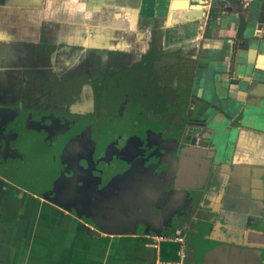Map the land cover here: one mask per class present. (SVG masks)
Returning <instances> with one entry per match:
<instances>
[{"label": "crops", "instance_id": "obj_1", "mask_svg": "<svg viewBox=\"0 0 264 264\" xmlns=\"http://www.w3.org/2000/svg\"><path fill=\"white\" fill-rule=\"evenodd\" d=\"M175 3L0 0V70L22 46L43 48L52 64L76 63L80 50L100 55L122 64L132 112L138 102L130 92L142 80L133 64L147 54L169 64L168 77L161 74L173 80V127L198 122L217 134L207 146L198 145L203 125L189 129L195 143L165 134L146 139L145 155L123 161L105 215L95 213L105 228L2 181L0 264H177L182 253V264L264 263L256 214L264 203V23L255 35V11ZM197 8L200 16L189 15ZM65 48L78 50L64 55ZM146 116L144 127L160 131ZM149 156L153 166L145 164Z\"/></svg>", "mask_w": 264, "mask_h": 264}, {"label": "flooded vegetation", "instance_id": "obj_2", "mask_svg": "<svg viewBox=\"0 0 264 264\" xmlns=\"http://www.w3.org/2000/svg\"><path fill=\"white\" fill-rule=\"evenodd\" d=\"M43 50L22 46L1 64L5 69L0 70V176L105 228L101 216L94 220L95 213L105 215L104 199L123 174V161L145 155L144 147L150 146L146 139L164 134L192 139L196 134L189 132L190 127L202 126L183 121L173 127L174 115L168 110L173 80L162 77L164 73L168 77L169 64L158 65L147 54L133 64L142 80L132 86L130 95L145 112H135V105L131 112L125 107L122 64L82 50L76 63L66 58L52 64ZM74 50L78 49L61 52L71 55ZM142 114L159 121L160 131L149 124L145 128ZM140 141L146 144L138 148ZM152 159L149 156L145 164L153 166ZM7 164L10 173L4 171Z\"/></svg>", "mask_w": 264, "mask_h": 264}, {"label": "water", "instance_id": "obj_3", "mask_svg": "<svg viewBox=\"0 0 264 264\" xmlns=\"http://www.w3.org/2000/svg\"><path fill=\"white\" fill-rule=\"evenodd\" d=\"M174 1L176 2L175 3L176 5H180L178 3L181 2L182 0H174ZM185 1L187 2L186 5H188L189 0H185ZM196 1L207 2L209 4V11L210 12H218L219 10H224L225 12H227L229 14V13L233 12L234 6H236L238 8H242L243 11H247V13H249V14L252 11H255L257 13V16H256L257 23H256L255 35H259L261 32V28H262V25L264 23V0H249L248 2H246L244 0H196ZM182 7H184V6H182ZM201 11L202 10L199 8L193 9L192 11L189 12V15H191L192 17H197V16H200ZM210 124L212 125V122ZM207 127L208 126H206V127L204 126L203 131L199 135L200 137H204L205 139H202L201 141L199 140L198 145L207 146L209 143L211 144V142L214 141V139H215L214 135H217V134H215V132L212 129H211L212 131L209 132L210 130ZM197 135L192 137V139H191L192 143L196 142ZM256 214L258 216L257 228L262 231V234L264 236V203L259 206ZM263 247H264V245H263ZM258 254H259V256L261 254H263V250L262 251L260 250Z\"/></svg>", "mask_w": 264, "mask_h": 264}, {"label": "rangeland", "instance_id": "obj_4", "mask_svg": "<svg viewBox=\"0 0 264 264\" xmlns=\"http://www.w3.org/2000/svg\"><path fill=\"white\" fill-rule=\"evenodd\" d=\"M3 168H4V171H6L7 173H10V172H8V171L10 170V167H9L8 164H7L5 167H3ZM12 173H14V172H12ZM2 181H3L4 183L8 182L6 179H4V177H1V176H0V183H1V184L3 183ZM34 191H35L34 194H37V195L42 196L43 198H46L45 196L41 195V192L39 193V191H37V190H35V189H34ZM47 193H48V194H51L50 191H47ZM51 195L54 196V198L60 200V199L58 198V195H57V194L52 193Z\"/></svg>", "mask_w": 264, "mask_h": 264}, {"label": "built area", "instance_id": "obj_5", "mask_svg": "<svg viewBox=\"0 0 264 264\" xmlns=\"http://www.w3.org/2000/svg\"><path fill=\"white\" fill-rule=\"evenodd\" d=\"M156 238H160V237H162V235H156L155 236ZM182 256H183V253L180 255V259H179V261H178V263L177 264H182Z\"/></svg>", "mask_w": 264, "mask_h": 264}, {"label": "bare ground", "instance_id": "obj_6", "mask_svg": "<svg viewBox=\"0 0 264 264\" xmlns=\"http://www.w3.org/2000/svg\"><path fill=\"white\" fill-rule=\"evenodd\" d=\"M185 3H187L185 0H182L181 2H179L178 4L185 6Z\"/></svg>", "mask_w": 264, "mask_h": 264}]
</instances>
